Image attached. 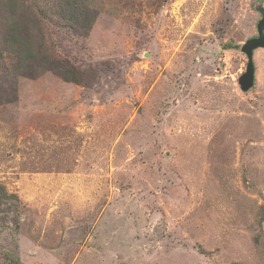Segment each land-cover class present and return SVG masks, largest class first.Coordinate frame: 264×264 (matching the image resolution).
I'll use <instances>...</instances> for the list:
<instances>
[{"label":"rangeland","instance_id":"obj_1","mask_svg":"<svg viewBox=\"0 0 264 264\" xmlns=\"http://www.w3.org/2000/svg\"><path fill=\"white\" fill-rule=\"evenodd\" d=\"M29 1L82 83L0 58V264H264V0Z\"/></svg>","mask_w":264,"mask_h":264},{"label":"trees","instance_id":"obj_2","mask_svg":"<svg viewBox=\"0 0 264 264\" xmlns=\"http://www.w3.org/2000/svg\"><path fill=\"white\" fill-rule=\"evenodd\" d=\"M29 0H0V15L7 20L0 33V58L4 54H9L15 60L12 66L13 71L18 75L31 77L36 69L53 70L64 80L77 84L82 83L77 76V72L72 67L55 64V61L43 50L41 43L36 40L33 34L32 21L25 14L26 3ZM61 12L54 13L59 19L65 21L68 28H72L68 23L74 20L82 24L86 13L84 0H55ZM54 5V4H53ZM37 6L35 12L39 19L47 18L44 9ZM6 11V16L3 12ZM15 12H18L16 15ZM64 13V14H63ZM73 16L75 19H73ZM67 20V21H66ZM89 22V20H86ZM63 68V69H60ZM69 68V69H68Z\"/></svg>","mask_w":264,"mask_h":264},{"label":"water","instance_id":"obj_3","mask_svg":"<svg viewBox=\"0 0 264 264\" xmlns=\"http://www.w3.org/2000/svg\"><path fill=\"white\" fill-rule=\"evenodd\" d=\"M259 48H264V12L257 23V36L248 39L241 47V51L247 58L246 70L238 79L240 89L243 92L250 90L254 86L255 66L253 54Z\"/></svg>","mask_w":264,"mask_h":264}]
</instances>
